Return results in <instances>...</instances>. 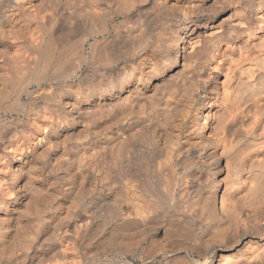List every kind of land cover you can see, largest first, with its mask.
Instances as JSON below:
<instances>
[{"label":"bare ground","instance_id":"obj_1","mask_svg":"<svg viewBox=\"0 0 264 264\" xmlns=\"http://www.w3.org/2000/svg\"><path fill=\"white\" fill-rule=\"evenodd\" d=\"M155 260L264 264V0H0V264Z\"/></svg>","mask_w":264,"mask_h":264},{"label":"rangeland","instance_id":"obj_2","mask_svg":"<svg viewBox=\"0 0 264 264\" xmlns=\"http://www.w3.org/2000/svg\"><path fill=\"white\" fill-rule=\"evenodd\" d=\"M141 232V233H140ZM139 233H132L129 237H128V239L129 238H131V239H129L130 241L132 240L133 241V243H137L138 245H139V247H146L147 248V246L149 247V243H150V233H149V231L148 230H142V231H140ZM142 232H144V233H142ZM146 232H147V234H146ZM142 235V236H141ZM148 236H149V238H148ZM142 237V238H141ZM250 238V239H249ZM249 238H247V239H249V240H251V237H249ZM149 239V240H148ZM247 239H245V240H247ZM134 240H135V242H134ZM137 240L139 241V242H137ZM244 240V241H245ZM253 240V239H252ZM243 241V242H244ZM243 242L241 243V244H243ZM136 244V245H137ZM147 244V245H146ZM241 244H240V246H241ZM151 245V244H150ZM240 246H238V249L239 250H241L239 247ZM151 247H154L153 245H151ZM237 249V248H236ZM235 249V250H236ZM149 264V263H148ZM151 264H159V261H157V260H155V261H153V263L151 262Z\"/></svg>","mask_w":264,"mask_h":264}]
</instances>
